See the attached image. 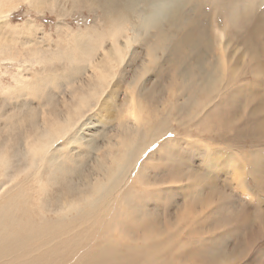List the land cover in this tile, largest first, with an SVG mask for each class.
Instances as JSON below:
<instances>
[{"label":"rangeland","instance_id":"1","mask_svg":"<svg viewBox=\"0 0 264 264\" xmlns=\"http://www.w3.org/2000/svg\"><path fill=\"white\" fill-rule=\"evenodd\" d=\"M31 1L22 0L16 6L9 2L14 6L5 15L0 3V149L11 156L9 168L0 161V212L8 205L9 195L15 194L4 227L14 229L26 222L21 226L25 228L15 230L17 234L5 237L10 256L19 238L38 243L34 226L56 219L63 200L79 197L96 180L107 177L98 162L107 165L110 154L117 157L122 145L131 143L143 149L133 161L141 169L120 182L117 191H107L105 200L107 204L118 196L119 209L111 207L108 222L107 206L102 223L74 220L76 238L73 231L69 238L61 236L60 246L54 249L60 252L48 250L43 259L64 258L49 264H264V0L251 5L245 20L229 25L221 47L215 28L222 29L228 7L205 0L203 27L208 46L202 57L184 45L181 49L171 46L182 34L180 28L174 31V39L163 42V48L155 46V30L150 29L120 64L112 57L103 58L99 50L94 59L97 69L69 60L73 38H80L77 55L88 36L101 37L107 50V32L120 14L108 19L101 0ZM248 23L260 25L250 38ZM130 24L125 22L124 28ZM161 26L167 29V21ZM192 26L186 29L191 34ZM189 54L186 63L191 66L178 72ZM220 62L227 65L224 74L220 66L215 67ZM82 64L85 70L80 68L74 76L71 69ZM219 75L222 81L211 94L198 92L209 88L205 85ZM131 93L142 105L134 110L141 109V114L145 110L144 122L131 115L127 100ZM198 97L205 98L200 105L194 102ZM64 114L76 120L69 133L77 132L80 140L60 139L40 167L18 174L28 164L25 140L40 131L35 125L52 127ZM212 147L233 156L234 166L225 157L217 167L204 162L201 153H210ZM109 165L112 174L114 168ZM58 167L60 174L51 175ZM12 175H17L18 182L11 180ZM96 211L93 218H103ZM80 234L82 244L70 250Z\"/></svg>","mask_w":264,"mask_h":264},{"label":"bare ground","instance_id":"2","mask_svg":"<svg viewBox=\"0 0 264 264\" xmlns=\"http://www.w3.org/2000/svg\"><path fill=\"white\" fill-rule=\"evenodd\" d=\"M21 1L22 0H0L1 7L3 8V11H1V12L5 15L8 13L10 8H13L14 5H12L9 2H13L16 6L17 3L21 2ZM24 1H30L29 3L32 2L31 0H24ZM88 1L91 2V0H88ZM95 1L98 2L99 0H95ZM118 1L119 0H108V1L107 0H101V2L104 3V6H103L105 9L104 15L108 16L109 17L108 19H111L112 15H115L116 13L120 14V18H119L118 22L114 23L107 32V41H109V45H110L109 48L107 47V50H104V47H103L104 46L103 45L104 40L101 37L95 38V37H89L88 36L89 39H87V44L85 45V48H82L80 50V54L77 55V50L75 49V47H78V48L80 47V43H79L80 38H78V39L73 38L74 46H73V50L70 52V58H69V60H71V62L76 61V60L80 63L84 62V64H85V62H87V64H85L86 67L91 66L92 68L94 67L97 69V63L94 62V59L96 57H98V54H100L99 50H103V52H104V54L102 52L103 58H105L107 56H109L110 58L112 57V60L114 59V60H116L115 62L120 64V62L122 63V61L125 59V56L127 55L131 46L134 43H136V41L140 37H142V35H144L146 32L148 33V31L150 29L155 30L154 34H152V36H154V38H155L154 43L158 44L155 46H157L158 48L159 47L163 48L164 47L163 42L168 41L170 38L174 39L175 38L174 35H176V33L174 31L180 28V31L182 34L180 36H178L176 41H174L171 44V46L174 49H177V48L181 49L180 46L184 45L185 47L190 49L191 53L195 54L197 56V58L199 56L202 57V54L204 53L205 49L208 46L207 34H206L207 31L205 32L204 27H203V23H204L203 17L206 15V11L203 10V3L205 2V0H123L124 2H121L119 7L116 9V5H117ZM213 1L216 2V4L220 7H222V6L228 7L227 13L224 16L226 18V21L224 20L225 23H224L222 29L215 28V37L217 39V42L219 43L218 45H220V47H221L220 43H221V40L223 39V32H227L230 29L229 25H232V23L238 24V23H240L241 20L242 21L245 20V16L246 15L248 16L251 5L255 6L257 4V1L256 0H236V2H233L234 3L233 5H230L231 2H229L228 0H213ZM35 3H37V1H35ZM38 3L41 5V1ZM163 20L167 21V24H168L167 29H165L161 26ZM194 20H196V21H194ZM125 22L131 23L130 28H124L126 26ZM193 22H194V24L192 26L190 23H193ZM188 25H189V28H190V26H192V34H191L190 30H186ZM164 26H165V24H164ZM256 26L260 27V25H254L253 23H251V24L248 23V26L246 29V36L248 38H250L251 34L253 32H255ZM197 37H198V40L194 39ZM159 42H162V43L159 44ZM167 43H169V42H167ZM168 45H167V47H168ZM153 49H155V47H153ZM180 49H178V50L180 51ZM151 51H152V48H151ZM173 54H175V51L173 52ZM190 55L191 54H189V56H187V60H185L183 58L185 61H182L181 67H180L181 70H177L178 72H181L184 69H186L188 66H191V64L189 62L186 63V61H188V59L190 58ZM83 58H86L87 60H85ZM210 59H212V58H210ZM193 60H195V59H193ZM214 60H213V62H214ZM99 61L102 62V58L99 59ZM107 61L108 60H106V62ZM207 61H210V60L208 59ZM147 62H148V60H147ZM193 62H194V65H197L198 61L195 60ZM84 64H82L81 67H79V66H76L74 68L71 67L72 68L71 69L72 74L74 76L78 75L79 69L80 68L84 69L83 68ZM216 66H218V67L220 66L221 73L224 74V71H225L224 66H227V65L223 64V62H220V63L215 64V67ZM143 67H145V66H143ZM89 69H91V68L89 67ZM226 69H227V67H226ZM95 71H94V73H96ZM144 71H145V69H143L141 71L142 76L144 74ZM105 74H107V73H105ZM111 75H110V77H111ZM220 77H221V75H219L218 78H216V77L213 78L209 82V85H205V86H209V88H204V87L200 88V90H198V92H202L204 94H211L215 90V88L218 86V85L216 86V84L217 83L219 84L220 80L222 81V78H220ZM47 80H48V76H47ZM30 84L31 83L28 84L29 87H31ZM108 84H110V82H108ZM181 85H182V83H181ZM183 86H184V84H183ZM104 88H105V86H104ZM179 90H181V89H179ZM60 92H61V90H60ZM72 92H74V91H72ZM70 93H71V90H70ZM84 95H85V93H84ZM86 98H87V96H86ZM203 99H205V98L198 97L197 100H195L194 102L196 104L200 105V102ZM127 100L129 102V107L133 109L131 115L136 117L137 119L140 118L139 119L140 123L144 122L146 120L144 117L145 110L144 109L142 110V114H141V109L134 110L135 108H138V106L142 107L141 102H137L135 94L133 95L131 93L130 96L127 98ZM94 104H96V103H94ZM185 105H187V103ZM85 106H86V102L81 105V108H84ZM74 108H76V107H74ZM80 112L82 113V111H80ZM167 112H168L167 114L169 115L170 110H168ZM164 120H168V119L164 118ZM57 121H59V124H57V125L53 124L54 126L51 125L52 127H49V128H46L45 126L43 127L40 124L35 125L36 130L38 129V131L39 130L40 131L38 133L36 132L35 134H33L31 136V138L27 137L29 140L28 141L25 140L26 143H25L24 149H23V146L21 147L24 151V156L26 157L28 164H27V167L26 168L24 167L25 169L20 170L18 172V174H20V173L27 174L29 169L31 170L32 168L40 167L41 162L48 160L47 157L49 156L50 151L51 150L53 151L52 147H53L54 143L59 141L60 139H61V142H62V140H65L66 142H70V143H76V140H77V142L80 140L79 137H77V135H78L77 132L69 133V130L72 129L77 124L76 120H73L68 114H64V115L60 116ZM43 122L46 124V122L44 120H43ZM44 123H42V125ZM135 125H138V123L136 122ZM152 135H154V134H152ZM151 138L153 139V137H151ZM22 142H24V141H22ZM109 146H110V144H109ZM137 147H138L137 145L133 146V145H131V143H126V144L122 145L121 150H118V156L117 157L113 156V154H110V162L109 163H112V167L114 168L112 174H111V171H109V169H110L109 163L107 165H105V164H102L101 162H98V160L96 159L97 162L100 164V166H102L103 169L105 171H107V177H105L106 179L104 178V179L96 180V182L92 183V187L90 190H88L86 192H82L80 194V196L77 198L63 200L64 206L59 208L58 211L55 213V214H57L56 219H54L53 221H51L49 223L43 224V225H41L40 223H37L36 226H34V228H36V229H33V231H32L33 235H34V241L38 240V243L34 242L35 244H33V242L31 240L19 238L18 239L19 242H17L13 246V248L11 249V256H10V253L8 252V250L5 249V245L7 243V241L5 240V237L13 236L15 230L20 229V227L24 226L26 222H23V223L18 224V225H14V229L12 227L11 228L4 227L6 217H11V210H10L9 205L15 197V194L9 195L10 198L8 199V205L6 207H4V209L2 210V213L0 212V214L3 215V219H1L3 221H0V237H1L0 238V255H1L0 264H49V263H55L56 261L64 259V258L57 259L58 258L57 257L54 259L53 256H51L50 258H48V256H47V259H43L42 255L47 253L48 250L56 252L57 250L55 251L54 249H56V248H58V246H60L59 243H61V238H60L61 236L69 238L71 235V232L73 231L72 235L76 238V236L79 233L77 231H75L71 226V224L74 220L81 219L82 221H85V222L93 220L94 221L93 225L95 223L99 224V223H102L104 221V219L106 218V213H107V222H108L109 217L113 211V209H111V207H114V210L119 209L118 208L119 199L117 198L118 196L117 197L113 196L110 203H107V204L105 203V200L107 199V194H108L109 190H116L118 188V184H120V182L125 183L126 181H128V177H130L132 173H134V175H135L136 172L141 169V167H137L136 164H134V162H133L136 159H138V157L140 156V154L142 153V150H143V149L141 150V148L138 149ZM136 149L138 150L137 154H135ZM210 150H211L210 153H204V154L201 153L204 162L207 160L211 165H213L214 167H217L223 161V160L221 161L220 158L225 157V160H227L226 162L229 165L231 164L234 166V164L236 163L235 160L232 158L233 156L231 157L230 154L228 155V153L226 151H221L220 149H216L213 147ZM202 152H204V151H202ZM223 152H225V153L222 155ZM211 154H212V156H211V158H209V156ZM10 158H11V156L8 152H6L4 150L1 151V149H0V161L3 162V164L5 166H8V168H9V165H11V164H9V162L11 161ZM17 159H18V157H17ZM230 161H231V163H230ZM223 163H225V162H223ZM56 164L59 165L58 163H56ZM60 167H63V166L60 165ZM60 167L53 169L51 175H56L57 173L60 174V172L62 170ZM59 169H60V171H58ZM219 170H220V168H219ZM258 172L253 170L254 174L258 173ZM238 174H239V172H238ZM243 175L244 174H242L239 177V181H241V183L243 181V177H242ZM236 177H238V176L236 175ZM17 179H18L17 175L11 176V180H13L14 182H18ZM105 180H107V182ZM203 180H205V179H203ZM198 181H202V180H196V182H198ZM238 183H240V182H238ZM120 185H122V184H120ZM241 185H244V184H241ZM233 187H234V185H233ZM2 189L6 190L7 188L3 187ZM131 191L133 192V190H131ZM242 192H243V190H242ZM124 197H126V195ZM135 198L139 199L137 197H135ZM128 199H129V197H128ZM136 199H134V200L136 201ZM140 200L138 202H140ZM121 205H122V203H121ZM126 205H127V203H126ZM105 206H107V212H106ZM7 208H9L10 215L8 213H6V211H8ZM96 210H98L100 212V214H102V215L104 214L103 218H100V219L99 218H97V219L93 218L97 212ZM71 213H75V214H71ZM69 214H71L72 216L70 217ZM114 214H115V212H114ZM115 216H118V215L116 214ZM41 218L42 219L46 218V215H43ZM111 222H113V221H111ZM49 225H52V226H49ZM22 228H25V227H21V229ZM17 233L15 232V234H17ZM96 234H98V233H96ZM175 235H176V233H174L172 235V240H175V238H176ZM82 236H83V234H80L78 243H76L75 245L72 244L69 246V247H71L70 250L74 251L79 247V246H77L78 244H82L83 241L80 240L82 238ZM173 236H174V238H173ZM17 237H18V235H17ZM44 241H48V242L45 243ZM110 243H112V242H110ZM109 251H110V249H109ZM32 252H34L35 254L32 255ZM36 252H37L39 259H37L35 257ZM73 256H71V257L73 258ZM108 257H109V255H108ZM127 261H129V260H127Z\"/></svg>","mask_w":264,"mask_h":264}]
</instances>
